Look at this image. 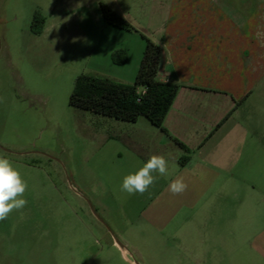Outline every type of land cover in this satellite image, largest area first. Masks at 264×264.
I'll use <instances>...</instances> for the list:
<instances>
[{"label":"rangeland","instance_id":"374dc122","mask_svg":"<svg viewBox=\"0 0 264 264\" xmlns=\"http://www.w3.org/2000/svg\"><path fill=\"white\" fill-rule=\"evenodd\" d=\"M100 1L0 0V156L28 186L27 206L0 222V264H263L259 197L240 199L239 188L223 199L173 196L166 178L144 195L121 191L151 155L174 154L147 120L70 105L80 74L118 75L145 49L142 32L104 21ZM36 12L43 22L33 27ZM251 110L245 160L258 179L247 187L263 194L264 102Z\"/></svg>","mask_w":264,"mask_h":264},{"label":"crops","instance_id":"0c3cea01","mask_svg":"<svg viewBox=\"0 0 264 264\" xmlns=\"http://www.w3.org/2000/svg\"><path fill=\"white\" fill-rule=\"evenodd\" d=\"M105 2L161 44L158 79L180 85L163 120L164 130L141 119L145 117L135 122L147 120L141 121L146 131L159 135V144L173 151L169 175L157 183L183 177L196 197L223 199L239 188L244 193H236L238 198L259 197L264 203V193L247 187L258 178L249 176L245 160L252 132L250 108L264 102V0ZM142 54L135 51L132 67L112 78L133 83ZM259 244L264 264V238Z\"/></svg>","mask_w":264,"mask_h":264},{"label":"trees","instance_id":"16d2710c","mask_svg":"<svg viewBox=\"0 0 264 264\" xmlns=\"http://www.w3.org/2000/svg\"><path fill=\"white\" fill-rule=\"evenodd\" d=\"M100 9L106 23L128 30L138 29L128 22L110 5L100 2ZM43 18L35 13L33 27ZM146 45L133 83H126L105 75L80 74L70 95V105L116 119L136 122L139 117L147 118L154 126L163 128V120L170 109L180 85L176 82L158 79L161 65L162 46L141 33ZM113 60L124 63L127 53L118 50ZM183 146L182 143H179Z\"/></svg>","mask_w":264,"mask_h":264},{"label":"clouds","instance_id":"9594fccd","mask_svg":"<svg viewBox=\"0 0 264 264\" xmlns=\"http://www.w3.org/2000/svg\"><path fill=\"white\" fill-rule=\"evenodd\" d=\"M169 175V163L163 155L153 154L134 173L126 175L121 184V191L129 195H144L154 186L160 177ZM27 183L13 163L0 156V222L5 221L13 211L24 209L28 201L23 198ZM188 188L183 177L173 180L168 191L173 195H181Z\"/></svg>","mask_w":264,"mask_h":264},{"label":"water","instance_id":"95a60500","mask_svg":"<svg viewBox=\"0 0 264 264\" xmlns=\"http://www.w3.org/2000/svg\"><path fill=\"white\" fill-rule=\"evenodd\" d=\"M6 150V149H5ZM95 214V212H94ZM96 215V214H95ZM97 216V215H96ZM115 242L121 247V248H126L125 244H123L118 238H114ZM138 264V263H135Z\"/></svg>","mask_w":264,"mask_h":264},{"label":"bare ground","instance_id":"6f19581e","mask_svg":"<svg viewBox=\"0 0 264 264\" xmlns=\"http://www.w3.org/2000/svg\"><path fill=\"white\" fill-rule=\"evenodd\" d=\"M122 250H123L124 252H127L126 248H122Z\"/></svg>","mask_w":264,"mask_h":264}]
</instances>
